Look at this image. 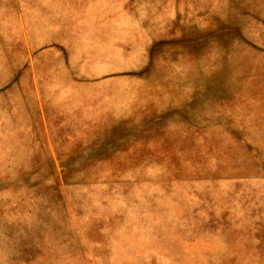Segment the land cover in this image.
<instances>
[{"label":"rangeland","instance_id":"374dc122","mask_svg":"<svg viewBox=\"0 0 264 264\" xmlns=\"http://www.w3.org/2000/svg\"><path fill=\"white\" fill-rule=\"evenodd\" d=\"M0 264H264V0H0Z\"/></svg>","mask_w":264,"mask_h":264}]
</instances>
